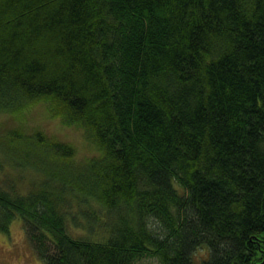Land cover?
Masks as SVG:
<instances>
[{"label":"trees","instance_id":"1","mask_svg":"<svg viewBox=\"0 0 264 264\" xmlns=\"http://www.w3.org/2000/svg\"><path fill=\"white\" fill-rule=\"evenodd\" d=\"M38 101L101 153L1 139L0 233L45 264H264V0H0V113Z\"/></svg>","mask_w":264,"mask_h":264},{"label":"rangeland","instance_id":"2","mask_svg":"<svg viewBox=\"0 0 264 264\" xmlns=\"http://www.w3.org/2000/svg\"><path fill=\"white\" fill-rule=\"evenodd\" d=\"M50 110L46 102L38 101L26 104L12 116L0 113V140H9L12 144L10 137L13 136L15 128L21 132L43 130L71 143L77 150L76 159L79 161H87L101 153L97 145L87 140L80 126L65 123ZM26 182L24 181L23 184ZM207 252L206 248L200 249L195 255L196 262L205 257ZM0 264H45L30 244L23 220L20 218L14 221L9 233H0ZM134 264H161V262L158 257L147 256Z\"/></svg>","mask_w":264,"mask_h":264}]
</instances>
